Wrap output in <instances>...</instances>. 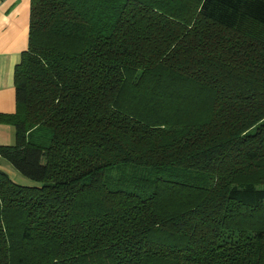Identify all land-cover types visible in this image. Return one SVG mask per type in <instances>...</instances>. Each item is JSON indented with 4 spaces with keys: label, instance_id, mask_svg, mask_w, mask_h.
Listing matches in <instances>:
<instances>
[{
    "label": "trees",
    "instance_id": "obj_1",
    "mask_svg": "<svg viewBox=\"0 0 264 264\" xmlns=\"http://www.w3.org/2000/svg\"><path fill=\"white\" fill-rule=\"evenodd\" d=\"M0 158V264H264V0H29Z\"/></svg>",
    "mask_w": 264,
    "mask_h": 264
},
{
    "label": "crops",
    "instance_id": "obj_2",
    "mask_svg": "<svg viewBox=\"0 0 264 264\" xmlns=\"http://www.w3.org/2000/svg\"><path fill=\"white\" fill-rule=\"evenodd\" d=\"M28 7L29 0H0V113L14 111L12 71L20 52L26 48ZM12 141V128L0 123V144L7 145ZM0 169L12 181L21 183L20 174L2 158Z\"/></svg>",
    "mask_w": 264,
    "mask_h": 264
},
{
    "label": "rangeland",
    "instance_id": "obj_3",
    "mask_svg": "<svg viewBox=\"0 0 264 264\" xmlns=\"http://www.w3.org/2000/svg\"><path fill=\"white\" fill-rule=\"evenodd\" d=\"M19 177H21L22 181H21V183H19L18 181H16V183H18V184H21V185H36L35 182H33L31 180H28L27 178H24L23 176H20L19 175Z\"/></svg>",
    "mask_w": 264,
    "mask_h": 264
}]
</instances>
